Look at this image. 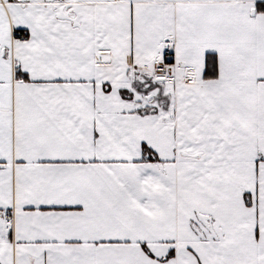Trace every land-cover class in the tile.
I'll list each match as a JSON object with an SVG mask.
<instances>
[{
    "label": "snow or ice",
    "instance_id": "1",
    "mask_svg": "<svg viewBox=\"0 0 264 264\" xmlns=\"http://www.w3.org/2000/svg\"><path fill=\"white\" fill-rule=\"evenodd\" d=\"M0 264H264V0H0Z\"/></svg>",
    "mask_w": 264,
    "mask_h": 264
}]
</instances>
